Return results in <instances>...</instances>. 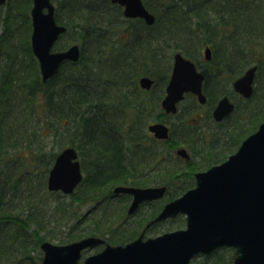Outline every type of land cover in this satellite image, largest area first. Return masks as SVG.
<instances>
[{
    "label": "trees",
    "instance_id": "1",
    "mask_svg": "<svg viewBox=\"0 0 264 264\" xmlns=\"http://www.w3.org/2000/svg\"><path fill=\"white\" fill-rule=\"evenodd\" d=\"M6 2L0 6V143L9 147L4 153L9 155V151H13L14 157L11 166L7 164L6 170L0 169V264H39L40 243L56 238L60 230L65 231L63 228L67 229L66 235H72L69 239L66 236L59 238L61 242L86 235L100 236L112 244L130 240L137 233L134 231L127 235L125 228L121 227L124 222L122 216L117 213L114 216L117 205H113L112 200L115 195L94 196L92 201L96 205L89 212L100 213L84 225L86 216H75L69 203L61 205L60 192H49L48 195L45 186L47 168L40 173L43 180L33 184L32 170L37 161L32 163V158L38 159L41 155L21 153L22 148L31 150V140L38 143L41 137L46 136L56 143L62 140L60 147L74 146L84 175L67 197L72 196L78 204L88 196L89 190L96 192L108 187L111 191L115 182L124 185L150 182L149 177H140V172L155 171L160 176L153 181L170 185V174L187 166L183 161L174 166L170 159V145L176 141L172 132L186 123L179 116V111L164 115L160 108L159 100L164 95L170 74V67L161 68L165 52L160 47L172 45L186 56L197 58L199 53L195 47L200 39L198 43H189L185 39L191 24L195 23L196 28L209 31L208 37H212L216 47L221 46V51L235 47L241 49L252 44V40L242 41V36L249 40L254 36L258 25L255 17L242 11L228 18H213L203 23L201 16L192 21L187 11L178 8L188 0H182L181 5L175 0H158L159 9L156 11L144 0L155 16L153 24L148 25L141 19L124 17L121 6L111 0H53L56 20L67 27L60 39L71 38L75 34L72 40L79 44L81 54L76 62H63L53 76L43 81L30 45L32 0ZM223 45L229 48H223ZM54 46L64 49L66 43L57 41ZM251 53L245 51L247 60L230 68V72L234 71L231 79L251 63ZM225 55L231 59L229 54ZM240 56L239 59H243V53ZM140 75L153 78L152 89L157 86V94L151 97L152 89H140L137 81ZM258 81L259 87L243 105L253 116L248 122L254 120V127L257 121L264 120V110L261 109L264 106V86L261 78ZM210 87L213 88L212 83ZM256 98L260 104L254 103ZM154 110L163 116H154ZM243 113L246 112H241V115ZM168 116H178V120L171 124L170 138L155 140L146 130L149 120L151 117L163 119ZM245 118L238 116L234 125L228 124L230 127L227 129L236 125L238 129L234 134H223L225 139L220 146L226 149L254 129L243 128L246 126L242 124ZM248 122L244 121L245 124ZM200 131L181 133V140L191 145L196 137L202 138ZM219 136L221 138L222 134ZM60 149L54 150L43 164L52 162ZM219 156L211 154L208 161L224 158ZM29 157L30 161L27 160ZM191 161L192 158L187 163ZM28 165L33 168H28ZM54 200L61 206H54ZM58 213L62 223L53 218ZM217 252L220 251L212 255ZM206 259L208 257H203L194 263L202 264L201 261Z\"/></svg>",
    "mask_w": 264,
    "mask_h": 264
},
{
    "label": "water",
    "instance_id": "2",
    "mask_svg": "<svg viewBox=\"0 0 264 264\" xmlns=\"http://www.w3.org/2000/svg\"><path fill=\"white\" fill-rule=\"evenodd\" d=\"M6 0H0V5ZM124 7L126 17H141L147 24L154 22V15L141 0H111ZM55 5L51 0H33L31 7V47L40 68L42 80L46 81L66 60L77 61L80 47L72 44L61 51L52 47L66 26L57 23ZM211 51L207 47L208 59ZM257 66H251L233 82L235 91L249 97ZM204 75L195 64L180 52L173 55V65L161 107L166 113L177 111V102L185 92L191 91L200 102L205 101L201 90ZM143 89H150L153 79L141 76L138 80ZM233 109L227 96L219 100L213 115L222 119ZM157 139L170 137L169 127L163 122L147 126ZM177 154L188 158L184 148ZM77 151L72 146L63 148L55 157L47 177V188L72 193L82 180ZM195 187L179 197L168 201L155 218L147 224L175 216L186 215V226L155 237L143 239V232L125 244H105V247L78 262L81 251L104 242L97 236L58 245L43 241L41 264H188L198 253H210L221 246L235 248L232 264H264V122L246 136L236 151L219 164L195 173ZM166 187L116 186L114 193H131L134 196L129 211L143 200L163 196Z\"/></svg>",
    "mask_w": 264,
    "mask_h": 264
},
{
    "label": "rangeland",
    "instance_id": "3",
    "mask_svg": "<svg viewBox=\"0 0 264 264\" xmlns=\"http://www.w3.org/2000/svg\"><path fill=\"white\" fill-rule=\"evenodd\" d=\"M147 3L150 4V8L151 9H154L155 11H156V8L159 9L158 0H147ZM196 34H197V32H189L187 38H196ZM74 35L75 34H73L72 37ZM123 35H124V33H123ZM72 37L71 38L67 37V38L60 39V40H58V42L61 41V43H66V47H67L70 44L75 43L72 40ZM242 37H243V39L241 38L242 41L244 40V41H247V42H249L251 40L253 41V39L258 40V38H259V36H253L249 40V38H247V37H244V36H242ZM187 38H185V39H187ZM221 39H223V38H221ZM180 40L181 39L179 38L178 39V42H180ZM226 40H228V39H226ZM224 41H225V37H224ZM225 44H226V42H225ZM249 45H251V44H249ZM222 47L223 48H229L228 46H224V45ZM250 48L251 49H254V47H252V46H250ZM53 49H55V50H61V49H58L55 46H54ZM160 49L163 50V52H165L164 59H163L164 61L163 62L162 61L160 62L161 63V68L167 69L168 67H170V69H171V65H172V55L176 51V49L175 48H172V45H167L166 47L163 46V47H160ZM171 49H172V51H171ZM247 50H248L247 48H241V49H239V48L235 47V48H232L231 50H229L228 51L229 53H227V54H229L231 56V59H233L235 62L242 63V60H247L246 59L247 56L245 57V55H244L245 54V51H247ZM255 50L257 52H259L258 53V57H263L264 58V45H263V42H262V44L260 43L259 48H256ZM170 52H171V55L169 56ZM241 53H243V59L242 58L239 59V57H241L240 56ZM253 60H255L254 57L251 60L249 59V61H251V62H253ZM166 64H167V66H166ZM249 65H251V64L249 63ZM248 66H245V67H248ZM233 73H234V71H232L230 74L233 75ZM263 76H264V68H263ZM233 79L234 78L232 77V79L230 80V84H232V80ZM215 83L216 82L214 80V82H212L213 86L215 85ZM221 84H222V82L218 85V87L221 88L222 87ZM262 85L264 86L263 78H262ZM223 87H225L229 91L231 90V86L230 85L223 86ZM258 87H259V85H258ZM235 93H236V91H235ZM235 93H233L231 97L234 98L236 101L239 102V107H238V109H236V111L234 110L232 117H234V119L235 118L237 119L239 113L241 114V112H246V113H243V115H241V118H245L246 117L242 121L243 122L242 124L246 125L243 128H246L247 130L248 129H252V127H254L253 125L256 122L254 120H253V122H248L250 119H252L253 116H250V111H247V109L243 106L244 103L241 102V99L240 98H237V96H235ZM155 94H157V86L154 88V90L153 89L151 90L150 96L152 97V95L154 96ZM162 98H163V96L161 97V99ZM161 99L159 100V104H160ZM255 102L258 103V104H260L257 98L254 100V103ZM193 104H194V102L190 98H188L186 101L184 100V101H182L180 103L179 107H180L181 110L179 109V112L178 113H179V116L183 119V121L185 120V123L186 124L185 125H183V124L182 125H179V130L177 128V130H174L172 132L174 134L175 138H176V141H174V143L172 145H170L171 146V151H172L171 152V155H170V159H171L173 165L174 166L180 165L181 163L184 162L187 166H185V168H181V169H184V170H182L180 172H176L174 174H170L171 177H172V183H170V185H167V184L164 185L163 184L166 187V190H168V192L165 190V193L163 194V196H162V198L160 200L154 201L153 204H151V205H147V206L145 205V206H143L141 208L142 210L138 214V220L134 221L133 219L136 218V217H132V218L126 219L127 221H124L122 223V226L121 227L125 228V231H126V234L127 235L130 234V233H132V232H134V231L136 233H138L139 229H141L142 224L145 221H147L152 216V214L154 212L155 206H161L165 202H167L168 200H171V199L179 196L180 194L184 193L188 188L193 187L194 186V173L195 172H197V171H203V170L207 169L208 167H210L211 165L217 164V163L225 160L227 158V156H229V154H232L237 149V147L240 144V142H241L242 139H244L251 132L255 131L257 129L259 123L264 122V120L257 121V124L254 127V129L251 132H249V133H245L240 138V140L237 143L231 144L228 147L229 149L228 148L225 149L222 146H220V145H223L222 140L225 139V138H223V134H225V133L234 134L236 132V130L238 129V128H236V127H238L237 125L234 126L233 128L231 127L230 129H227L226 128V125L227 124H225V125L221 124V125H219V128L217 130L216 129H213V131H212L209 128L208 131H210V132L201 131L202 132V138L201 139H198L196 137L195 138L196 141L193 144L190 143L191 145H189L188 143H185V142H183L181 140V138L183 137V136H181V133L187 134L189 132H192L193 130L200 131L198 126H201V123L198 124L196 121H193V120H194V118H198L197 115H198V111L199 110H205L206 107L209 106V104H207L206 106H202V107L199 106V105L198 106H192ZM189 105L192 106L190 110H189V108L187 109V106H189ZM251 107H252V102H251ZM240 108H242V109L240 110ZM261 109L264 110V106ZM160 113H161L160 111L154 110L153 115L154 116L155 115H161V116H163ZM177 120H178V116H168V117H164L162 120H161L160 117H159V119L158 118H155V117H151V119L149 120V123L154 122V121H163V122H165V123H167V124H169L171 126V124H174L175 123L174 121H177ZM244 121L245 122H248V123L245 124ZM231 122L234 125V122L235 121H231ZM176 127H175V129H176ZM227 127H230V126H227ZM219 133L222 134V137L221 138H219L220 137L219 136ZM31 141H30V144L32 146H34L36 144L37 145V148H40V145H44V148H41L40 149V151H42V154H43L42 160H48V158L50 157V154L53 153L54 150L57 151V149L60 148V146L62 145V144H60V142L62 140H59L56 143L55 141L52 140V138H50V136H46L45 138L41 137L38 140V143H35V140L34 139L31 140ZM200 141L201 142L204 141L203 144ZM194 146H195V148H194L195 151L193 150V147ZM8 148L9 147L7 145H5V143H3V144L0 143V169L2 168V170L3 169H5V170L7 169V164L9 166H11L12 163H13V161H12L13 160V157H14L12 155V152L13 151H9L10 152L9 155H8V153H4L5 152L4 150L5 149L8 150ZM179 148H187L188 151L193 155L192 156V161L190 163H187V161H189L190 159L186 161L183 156H181V155H179V154L176 153L177 149H179ZM28 149H29L28 147L26 149L25 148H22V152L21 151L20 152L21 153H27V152L28 153L29 152H33V153L36 152V153H38V150H35L34 147L31 150L30 149L28 150ZM206 154H208V155H206ZM209 154L210 155L211 154H219V155H221L219 157H223L224 156V158L223 159L220 158L216 162L208 161V159L210 157ZM175 158H176V161H175ZM180 161H183V162H180ZM16 162H18L17 159H16ZM209 162H211V163H209ZM50 166H51V163L48 164V170H47L46 173H48ZM27 167L30 168V169L33 168L30 165H28ZM42 171H44V164H43V162L41 164H39V165H36V167L33 168L32 172H33V175H34V180H33V182H34L33 184L34 185H36L39 181L43 180L44 176L41 177V174H40ZM140 173H142V172H140ZM150 173H153L155 176L149 177L150 182L143 183V185H141V186L154 187V186H160V185H162L160 183H156V181H153L154 178H155V180L158 179L159 176H160V174H157V172H155V171H151ZM156 176H158V177H156ZM120 183L121 182H115V183H113L112 184L111 191L108 189V187H104L102 189H98L96 192H91L89 190L88 191V193H89L88 196L86 198L82 199V203H80V204L76 203L75 202V199L72 196L71 197L68 196L67 198H63V199H61V201L64 204L69 203V205L73 208V214L75 216H79L80 214L86 216L87 218L85 217V221H84L85 222L84 225H85V224L89 223V220L90 219L96 218L95 216L100 213V212H98L96 214H90L91 211L89 209L91 207H93L94 205H96L95 201H92V199H94V196H96L97 194H99V195L100 194L101 195H104V194H106V195H112L113 194L114 187L115 186H118ZM92 196H93V198H91ZM120 199H122V198H120ZM120 199H119V197H115L114 200H112L113 205H117L116 206V209H114V212H113L115 217H116L115 213H117V215L122 216V217L127 214L128 203L121 202ZM52 206L53 205L51 204L50 205V208H52ZM100 220H102L101 221V225H102L103 224V218L100 219ZM184 225H185L184 224V217L183 216H176L175 218H173V219H171L169 221H166V222L162 223V225L160 224L157 227L154 226V228L150 229L147 232V235L148 236H153V235H155V233L157 234V233H161L163 231L173 230V229H177V228H184ZM104 226H105L104 228L107 227L106 224H104ZM65 230H67V229L65 228ZM157 231H159V232H157ZM64 232L59 236V238H62L63 236L64 237L62 239H64L65 236L68 237V239L71 238L70 236L72 234L66 235V233H64ZM67 233H70V232H67ZM136 235L133 236V238L136 237ZM133 238H131V239H133ZM127 241H129V240H127ZM52 242L59 243L57 240H52ZM125 242L126 241H124L122 243H117V244H123ZM101 247H103V246H101ZM100 249L96 247V248H93V249L84 250L83 253H82V256L80 258V261L85 256L90 255V254H93V253L97 252ZM39 255H42V253H40ZM227 257L229 258V255L226 256V253L225 252H224V254L223 253H221V254L220 253H217L216 255L214 254V255L210 256L208 259L201 261V263L202 264H223Z\"/></svg>",
    "mask_w": 264,
    "mask_h": 264
},
{
    "label": "flooded vegetation",
    "instance_id": "4",
    "mask_svg": "<svg viewBox=\"0 0 264 264\" xmlns=\"http://www.w3.org/2000/svg\"><path fill=\"white\" fill-rule=\"evenodd\" d=\"M141 1L144 4V6L147 8L146 4L144 3V0H141ZM175 1H177L179 3V5H181L182 0H175ZM114 3H116V2H114ZM116 4H118V3H116ZM118 5L121 6L120 4H118ZM179 5L177 4V7ZM178 8L181 9V11H187L188 12L187 16L192 18V21L197 20L200 16L202 17L203 21H206V22L210 21L213 18H217V19H220V18L223 19L225 17L228 18L229 15H236L235 13L242 12V11L245 12V15H249V16L253 15L255 17L254 19L256 20V22L258 24L256 30L254 31V36H259V38H258V40L253 39L251 45H247V46L244 47V48H247L249 51L252 52L249 59L251 60L253 57L255 58V60H253V62H251L250 64L251 65L253 64V65L257 66V70H256L255 77H254V83H253L254 84L253 85V92H254L255 89H257V87L259 85V81L258 80L260 78L261 79L263 78V83H264V76H263L264 58L263 57H258V53L259 52H257L255 50L256 48H259L260 43L262 44V42H263V45H264V0H188V2L185 5H183V7L180 6ZM121 9H122V14H123L124 7L121 6ZM123 16L126 17L124 14H123ZM126 18L141 19L142 21L145 22V20L143 18H141V17H126ZM191 26H192V28L188 32H197V34H196V38H187L188 39L187 42L194 43L195 41L196 42L199 41L198 38L200 39V42L199 43L197 42L198 44H196L197 46L195 47V49H197V51L199 53L198 57L197 58L188 57L183 52H181V50H176L173 53V55L176 52H180L185 58L190 59L195 64V67H196L197 71L201 72L204 75L203 80H202V84H201V90H202V93H203V95L205 97V101L204 102H200L198 100L197 94H195V93H193L191 91H188V92L184 93L183 99H181L180 101L177 102V108H178V111H179L180 103L182 101H184V100L186 101L188 98H190L194 102V104L192 106H198L199 105V106L202 107V106H206L207 104H209V106L206 107L205 110H199L198 111V115H197L198 118H194L193 121H196L198 124L201 123V126H198L199 130L210 132V131H208L209 128L212 131H213V129L217 130L219 128V125L227 124L226 125V127H227L228 124H232L231 121L236 120V118L234 119V117H232V115H233L234 110L236 111V109H238L239 102L231 97L232 94L235 93L234 88L232 86H233L234 80L238 76L243 74L245 70L240 75H238L236 78H234L232 80V84H230V80H231V74H230L231 73L230 72L231 69L230 68L233 65H237V62H235L233 59H230L229 56L227 57V55H225L226 53H228V50L224 51V49H223V51H221V46L216 47L214 45L212 37H208L209 36V31L202 30L199 27L196 28V24L195 23H192ZM229 30L231 31V28ZM204 32H206V33H204ZM250 46L254 47V49H251ZM188 47H190V46H188ZM207 47L211 51L210 57L208 59L205 56V49ZM172 48H174V47H172ZM191 48H192V46L190 47V49ZM171 51H172V49H171ZM173 55H172V65H173ZM227 59H230V60L228 61ZM172 65H171V69H172ZM246 68H248V67H246ZM170 73H171V70H170ZM169 78H170V74H169ZM169 78H168V80H169ZM214 80H215L216 83L213 86V88H211L210 84L212 82H214ZM221 82H222V84H221L222 87L220 88V87H218V85ZM167 83H168V81H167ZM167 83H166V85H167ZM166 85H165V87H166ZM228 85L231 86V90L230 91L227 90L225 87H223V86H228ZM224 96H227L229 101L231 103H233V109L226 116H224L222 119L217 120L214 117V115H213V111H214V108L216 107L217 103L219 102V100L221 98H223ZM235 96H237V98H240L242 103H245L244 101H246V99H247L244 96H242L241 94H239L238 92L235 93ZM192 106L191 105L187 106V109L189 108V110H190ZM160 108H161V106H160ZM163 113H164V115L168 114V113H165L164 111H163ZM238 116H239V118H241V114L240 113L238 114ZM165 124L169 127V130H170V133H171V126L169 124H167V123H165ZM150 136L152 137V134ZM155 140H158V139H155ZM67 146H70V145H64L62 147H67ZM33 147L36 150L37 149L39 150L38 153H36V152L35 153L38 154V155L40 154L41 157L39 156L38 159L36 157H35L36 159L32 158V163H33V161H37L38 162V160H39V162L36 163L37 165H39L43 161H45V160H42L43 154H42V151H40L41 148H44V145H40V148H37V145L35 144L34 146H32V148ZM62 147H60V148H62ZM72 147H74V146H72ZM184 149L186 150L187 154L189 155L188 158H185V160L187 161V160L191 159L193 155L188 151L187 148H184ZM54 159H55V157L53 158L52 162H50L51 166H52V164L54 162ZM27 160L30 161L31 158L29 157V158H27ZM79 162H80V159H79ZM50 163H45L44 164V168L48 169V164H50ZM51 166H50V168H51ZM80 167H81V163H80ZM50 168H49V170H50ZM81 171H82V174L84 175L82 167H81ZM195 173H194V186L196 185ZM48 174H49V171H48V173L46 175V183H45L46 190L48 191V195H49V192H60L61 195H62V199L63 198H67V195H68L67 193H63L61 190L51 191V190H49L47 188V177H48ZM139 176L140 177H142V176L143 177H153L155 175L153 173H141V174H139ZM156 177H158V176H156ZM119 185L132 186V187H146V186H141V185H130V184H128V185L119 184ZM190 188H192V187H190ZM113 195H115L116 197H119V199L122 198V199H120L121 202L128 203L127 214L122 217L123 221H127L126 219H129V218H132V217H136V218L133 219L134 221L138 220V214L142 210L141 208L143 206L151 205V204H153L154 201H158V200H160L162 198V197H160V198L153 199V200H143L137 205V207L134 210L129 211L130 206H131V204L133 202V199H134L133 194H131V193H115ZM63 204L64 203L62 202L61 205H63ZM61 205H58L57 202L54 200V206L59 207ZM163 205L155 206V208H154L155 214L153 216H151L147 221H145L142 224L141 229H139L136 237H134L133 239H131L129 241H126L125 243L136 239L141 234V232H143V239H146L148 237H155V236H157L159 234L167 232V231H163L161 233H157V234L155 233V235H153V236H148L147 235V232L150 229L154 228V226L157 227L160 224L162 225V223H164L166 221H169V220L175 218L176 216H183L184 217V224H185V215L182 214V213H178V214H176L173 217H168V218H166L164 220L156 221V222L151 223L150 225L147 226L148 222L157 216V214L162 209ZM53 218H54V220L57 223H62L63 222L62 219H61L60 213L55 214L53 216ZM63 230H65V228H63ZM168 231H171V230H168ZM63 232L64 231L60 230L57 233L56 238H52V239H48V240L45 239L43 241L47 240V241H49V242H51L53 244H58V245L66 244L67 242H61L60 240H58L59 236ZM157 232H159V231H157ZM64 233H66V230H65ZM102 239L104 240L103 243H101L99 245H96L94 247H87L84 250L93 249V248H96V247L99 248V249L100 248L102 249L106 243H109L104 238H102ZM52 240H57L59 243H54V242H52ZM125 243H123V244H125ZM101 246H103V247H101ZM39 247H40V245H39ZM100 250H98V251H100ZM217 250L220 251V252H217V253H220V254L223 253L224 254V252H225L226 256L229 255L230 261L228 262V257H227L226 260L224 261V263L232 264V261H233L234 255H235V248H233L231 246H222V247L217 248L215 251H217ZM83 251H82V253H83ZM41 253H42V251H41ZM213 253H209V254L198 253V254L194 255L190 259L189 264H193L196 260H200L203 257H208L209 258ZM41 259H42V255H41ZM40 262H41V260H40Z\"/></svg>",
    "mask_w": 264,
    "mask_h": 264
},
{
    "label": "bare ground",
    "instance_id": "5",
    "mask_svg": "<svg viewBox=\"0 0 264 264\" xmlns=\"http://www.w3.org/2000/svg\"><path fill=\"white\" fill-rule=\"evenodd\" d=\"M63 148H65V147H62V148L56 153L55 157L57 156V154H58ZM53 191H57V190H53ZM40 250H41V248H40ZM41 251H42V250H41ZM42 257H43V251H42ZM41 261H42V259H41ZM40 264H41V262H40Z\"/></svg>",
    "mask_w": 264,
    "mask_h": 264
}]
</instances>
